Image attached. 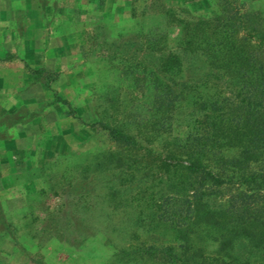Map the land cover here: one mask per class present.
<instances>
[{"label":"trees","instance_id":"1","mask_svg":"<svg viewBox=\"0 0 264 264\" xmlns=\"http://www.w3.org/2000/svg\"><path fill=\"white\" fill-rule=\"evenodd\" d=\"M210 1L211 17L162 9V30L136 33L120 50L113 43L131 90L124 100L120 89L105 93L101 113L86 124L112 149L91 171L83 167L82 178L108 173L100 180L108 201L128 191L138 222L170 234L163 246L121 250L127 261L264 264V11ZM29 72L47 90L57 78Z\"/></svg>","mask_w":264,"mask_h":264},{"label":"rangeland","instance_id":"2","mask_svg":"<svg viewBox=\"0 0 264 264\" xmlns=\"http://www.w3.org/2000/svg\"><path fill=\"white\" fill-rule=\"evenodd\" d=\"M238 2L264 11V0ZM51 6L60 22L51 46L61 50L46 52L43 68L57 75L49 90L30 75L24 53L0 51V111L11 109L0 117V264H148L127 261L119 252L136 244L166 245L170 234L138 222L126 205L133 195L128 191H117L108 201L100 185L108 173L82 178L83 167L91 171L99 154L112 149L102 130L86 124L101 113L105 93L113 96L120 89L123 100L130 93V78L120 74L113 43L120 50L136 33L162 30V9L211 17L216 5L210 0H51ZM16 93L18 101L12 98ZM133 95L137 104L144 102L140 88ZM185 109L184 104L176 116Z\"/></svg>","mask_w":264,"mask_h":264},{"label":"crops","instance_id":"3","mask_svg":"<svg viewBox=\"0 0 264 264\" xmlns=\"http://www.w3.org/2000/svg\"><path fill=\"white\" fill-rule=\"evenodd\" d=\"M52 14L51 0H0V37H3L0 51L17 50L24 53L28 57L25 62L31 69L47 67L46 52L61 50L60 47L51 46V39L53 41L60 34L57 28L60 22ZM47 36L50 37L49 47L48 42L44 44ZM49 57L51 58L50 55ZM23 80L24 83L28 82V76L23 77ZM16 95L19 94L16 93L12 98H17L18 101L19 97ZM9 108L0 111V117L1 113H10Z\"/></svg>","mask_w":264,"mask_h":264}]
</instances>
